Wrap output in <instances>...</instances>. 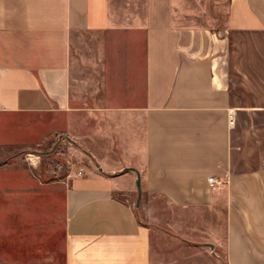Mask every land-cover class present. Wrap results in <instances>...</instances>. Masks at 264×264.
Here are the masks:
<instances>
[{
	"label": "crops",
	"instance_id": "crops-1",
	"mask_svg": "<svg viewBox=\"0 0 264 264\" xmlns=\"http://www.w3.org/2000/svg\"><path fill=\"white\" fill-rule=\"evenodd\" d=\"M87 35L104 36L112 57L93 106L81 105L88 81L74 70L75 45ZM240 42H264V0H229L220 28L196 23L188 0H0V151L81 135L84 116L110 117L142 196L196 216L170 228L224 223V232L202 228L206 243L184 242L177 257L169 240L177 236L118 195L131 193L136 172L76 164L60 182L3 165L0 264H264V167H241L236 121L237 111L264 105H242L231 77L236 71L264 94V66L237 65ZM212 177L222 185L212 187Z\"/></svg>",
	"mask_w": 264,
	"mask_h": 264
},
{
	"label": "rangeland",
	"instance_id": "rangeland-1",
	"mask_svg": "<svg viewBox=\"0 0 264 264\" xmlns=\"http://www.w3.org/2000/svg\"><path fill=\"white\" fill-rule=\"evenodd\" d=\"M188 1L193 10L194 21L199 25L220 28L225 23L229 0ZM103 40L104 36L87 35L82 42H77L75 45L74 70L77 71L75 74L88 81L85 84L86 89L83 93L84 101L81 100L82 106L85 105L84 103L93 106L96 100L98 102L103 97L106 62L110 63L112 59L111 50L106 42H101ZM121 48L123 49L122 45H120ZM233 56L234 60L238 61L237 65L241 68L247 69L251 66L254 70H257V68L264 66V42H240L235 46ZM254 56H260L262 60L256 63L251 62L250 60ZM231 77L237 83L233 88L237 97L242 101V105L257 107L264 105L263 89L246 86L243 77L236 71L231 74ZM237 113L239 115V119L237 118L236 121L237 137L241 146V167L243 169L264 167V110L237 111ZM83 119L82 121L86 126L81 135H79L80 133H74L73 135L59 133L40 145L5 147L3 151H0V166L19 167L27 170L25 176L32 173L42 181L49 179L50 181L60 182L65 180L67 173L76 164L80 166V171L83 172L86 167H90L96 172H103L99 167L103 168V163H106L110 168L117 170L120 175L127 173L124 170L132 167L133 162L126 160L124 157L123 148L126 146L124 142H121L124 135L122 136L120 133L119 125L116 127L114 119L106 116L100 117L98 121L96 118L88 116H84ZM97 130H100L99 134L96 133ZM140 131L141 128L139 127L137 132L141 135ZM140 137L139 140H141ZM91 151L96 154L97 158L91 155ZM35 157L40 158L39 169L36 170L31 167V161L29 160ZM118 195L122 199L129 200L147 224L161 229L170 237L177 236L178 239H169L173 243L171 252L176 254L177 257L186 255V251H182L184 242L206 243L207 240L203 237L205 231H202V228L208 226L216 229L218 227L221 230L220 232H224L223 219L217 220V222L215 220L211 222L210 220L208 224L194 220L191 224L178 223L180 225L179 229L170 228V225H174L175 219H193L196 216L172 209L167 205L164 198L151 195L142 196L138 206V193L135 185L131 193H120ZM187 227H191L193 230L187 229ZM184 229L186 232L188 230L192 231L193 234L186 235ZM207 231L210 230L207 228ZM184 234L186 237L189 235L190 238H185ZM160 242H158V239L154 240V248L158 251L164 247V244ZM218 253L225 262V248L219 247Z\"/></svg>",
	"mask_w": 264,
	"mask_h": 264
},
{
	"label": "water",
	"instance_id": "water-1",
	"mask_svg": "<svg viewBox=\"0 0 264 264\" xmlns=\"http://www.w3.org/2000/svg\"><path fill=\"white\" fill-rule=\"evenodd\" d=\"M99 169L102 171L103 169L99 167ZM125 172H128V171H134L136 172L137 174V181H136V187H137V193H138V206L140 205V201L142 199V178H141V174L134 168H126L124 170ZM205 246L211 248V249H214V245L212 244H205Z\"/></svg>",
	"mask_w": 264,
	"mask_h": 264
},
{
	"label": "built area",
	"instance_id": "built-area-1",
	"mask_svg": "<svg viewBox=\"0 0 264 264\" xmlns=\"http://www.w3.org/2000/svg\"><path fill=\"white\" fill-rule=\"evenodd\" d=\"M235 124V115L232 114L231 117H230V125H234ZM209 182L211 184L212 187H220L222 185V182L216 180L215 178H210L209 179Z\"/></svg>",
	"mask_w": 264,
	"mask_h": 264
}]
</instances>
